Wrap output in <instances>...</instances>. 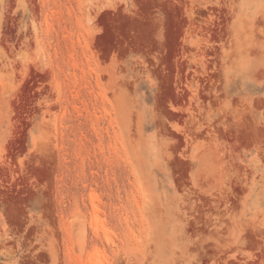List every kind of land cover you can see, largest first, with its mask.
I'll return each instance as SVG.
<instances>
[{"label": "rangeland", "instance_id": "rangeland-1", "mask_svg": "<svg viewBox=\"0 0 264 264\" xmlns=\"http://www.w3.org/2000/svg\"><path fill=\"white\" fill-rule=\"evenodd\" d=\"M0 264H264V0H0Z\"/></svg>", "mask_w": 264, "mask_h": 264}]
</instances>
